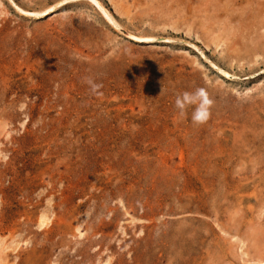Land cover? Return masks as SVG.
<instances>
[{
  "label": "rangeland",
  "instance_id": "rangeland-1",
  "mask_svg": "<svg viewBox=\"0 0 264 264\" xmlns=\"http://www.w3.org/2000/svg\"><path fill=\"white\" fill-rule=\"evenodd\" d=\"M260 261L264 0H0V264Z\"/></svg>",
  "mask_w": 264,
  "mask_h": 264
},
{
  "label": "clouds",
  "instance_id": "clouds-1",
  "mask_svg": "<svg viewBox=\"0 0 264 264\" xmlns=\"http://www.w3.org/2000/svg\"><path fill=\"white\" fill-rule=\"evenodd\" d=\"M97 87L99 85H93V89ZM210 104L211 101L207 99L205 91L201 88H196L193 91H182L176 95L174 100V107L180 116L185 114L186 107L192 106L191 120L196 124L207 119Z\"/></svg>",
  "mask_w": 264,
  "mask_h": 264
},
{
  "label": "bare ground",
  "instance_id": "bare-ground-1",
  "mask_svg": "<svg viewBox=\"0 0 264 264\" xmlns=\"http://www.w3.org/2000/svg\"><path fill=\"white\" fill-rule=\"evenodd\" d=\"M253 19H254V18H253ZM255 22H256V20H255ZM223 44H224V43H223ZM215 45H216V43H215ZM219 47H220V46H219ZM47 222H48L47 219L43 217V219L41 220V226L45 225ZM259 264H264V261H263V262L260 261Z\"/></svg>",
  "mask_w": 264,
  "mask_h": 264
}]
</instances>
